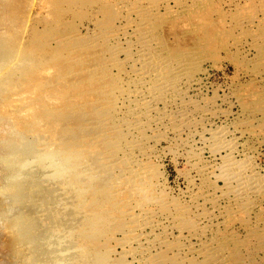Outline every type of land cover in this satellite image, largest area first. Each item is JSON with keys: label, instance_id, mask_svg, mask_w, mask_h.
Masks as SVG:
<instances>
[{"label": "bare ground", "instance_id": "bare-ground-1", "mask_svg": "<svg viewBox=\"0 0 264 264\" xmlns=\"http://www.w3.org/2000/svg\"><path fill=\"white\" fill-rule=\"evenodd\" d=\"M101 1L103 23L95 16L87 38L75 27L46 38V44L41 40V51L44 46L53 51L48 55L52 64L35 58L39 41L29 40L33 46L23 44L18 55L17 38L14 50L0 37V264H186L195 253L218 264V239L202 238L211 216L197 201L205 192L189 201L170 196L155 160L166 133L153 128L179 133L200 124L207 130L202 125L207 113L196 105L190 109L191 99L184 95L198 79L186 60L169 54L158 61L145 50L152 44L145 36L148 24L153 20L157 26L160 7L167 15L176 11L172 5L197 13L201 0H172L171 5L170 0ZM251 18L257 16L235 18L233 26L243 29ZM209 130V152H225H218L220 162H202L199 152H191L199 163L197 173L214 176L206 181L213 194L209 201L218 207L219 178L223 193L231 194L224 196L248 210L264 189L261 175L248 156L236 158L237 141L227 138L224 127ZM192 239L200 241L198 247Z\"/></svg>", "mask_w": 264, "mask_h": 264}, {"label": "rangeland", "instance_id": "rangeland-1", "mask_svg": "<svg viewBox=\"0 0 264 264\" xmlns=\"http://www.w3.org/2000/svg\"><path fill=\"white\" fill-rule=\"evenodd\" d=\"M7 1L2 0L0 2L3 3L0 4V37L5 39L2 41L4 43L7 41L6 44L9 43L12 49L18 44V48H16V50H18L16 53H19L18 55H20L22 51L19 50L21 46L23 47V44L31 47L35 45L36 41L37 43L39 41V44L36 43L39 46L35 45V47L37 49L40 48V50L35 51L40 53L35 56V58L40 57L41 61L46 63V65V61L48 60L49 62L50 60V56H48L49 52L50 54L53 52L52 49H50V46V48L47 46L45 48L44 45L46 44V38L49 40L51 36L54 37L58 34H64L68 30L71 31V28L73 29L75 27H79V32L86 37L91 34L95 27V23L92 20H97L99 17L98 20H101L103 23L104 19V15L100 14V12L102 13L103 11H98L100 10L99 6L103 4L101 0H16L17 3L13 0L9 3ZM246 1L248 3H246ZM199 2L202 3V8L200 7L197 10V13L187 11L184 8L180 9L172 5L173 9L175 8L176 11L174 14L167 15L164 14V11L162 12L163 7H160L158 14H160L161 17L155 19L157 26L153 24V20H150V23L148 24L149 30L145 33L147 39L151 40L152 43L151 46L145 50L149 49L148 51L153 58L158 59V61H161L162 59L165 61L169 59L168 56L170 54L173 57L176 56L179 59L186 60L185 63L187 64V67L192 68L193 75L198 80L193 82L188 89H185L187 91H185L184 95L186 94L185 96L189 97L186 99H191V101L189 100V102H191L189 105L190 109L194 107L193 105H196L198 106V109H203L207 113L202 122L204 128L207 129L206 131L202 130L200 124H197L196 128H192V126L184 127L179 133H173L175 132L173 129L162 128L161 126L153 128V131H156V129L158 130L157 134L161 131H164L161 134L166 133L165 136L163 135L164 137L161 135L158 142L157 157L155 160H158L157 163L159 170L162 171L161 174L166 180L165 186L167 187L165 191L168 190L167 193L170 194V196H177V198L189 201L191 196L197 194L198 191L205 192L203 195H198L199 197L197 201L202 203L203 212L211 213L212 217L210 216L208 218V227L202 238L205 241H211L212 237L213 239H218L217 242L220 244L221 248V254L219 256L221 259L219 258L220 263L218 264H264V189L261 193L253 196V200H256L254 201L256 204L254 205L253 203L251 207L249 205L250 208L248 210L242 208V211L237 205H235L237 208H234L235 206L228 200L231 194L223 193L224 189L226 191V188L224 182L218 178L219 180H215V184L219 185L222 190L220 189L216 193L219 195V203L217 204L219 208H215L213 203L209 201V199L212 200L211 197L213 194L208 191L209 186L207 187L206 185L207 180L213 182L214 176L208 175L210 178H206L199 172L197 173V170H199L197 169V165L199 163L195 160L194 162V158L191 157V152L195 151L196 153L199 152V158L203 160H201L202 162L214 164L219 163L221 159L219 156L223 155L225 152L222 149L218 151L220 155L218 152H216L215 155L212 154L213 152H209L212 151L210 148H213V145L208 129L210 128L209 131H211L212 128L216 129L219 128V126L224 127L228 132L227 138L234 136L230 138L237 141L238 151L234 152L236 158L242 159L241 157L248 156L256 166L258 173L261 175L259 181L264 182V0H201ZM233 2H237L239 6L236 7ZM169 4H173L172 0L169 1ZM57 5L59 9L61 8L60 11H58L59 9L57 8ZM65 7H70V9L68 8V10H65ZM246 7L249 8L247 9ZM44 8H46V10ZM96 8H98L97 11L99 13H95V15L93 12L96 11ZM253 8L255 11H252L254 10ZM43 9L45 12H48L43 14ZM50 9L58 13L52 12ZM84 9L87 10L85 11ZM75 12H78L79 14ZM81 12L83 13L81 14ZM247 12L250 14H247ZM72 13L73 16L76 15L73 17L71 16ZM251 13L255 17L257 16V18H251L250 20L252 21L243 24L245 25L243 29H240L238 26H233V20L235 18L253 16ZM57 14H59V16ZM100 15L103 19H100ZM56 18L59 21L57 23L59 27L56 26ZM62 20L66 22L69 21V23L64 21L63 23ZM71 20H73V22ZM101 21H98V26ZM90 28L92 29L90 30ZM238 31L241 32L239 33ZM37 33L39 36L36 35ZM33 34H35V36L31 37ZM15 38H17V40ZM32 38H35V42ZM15 40L17 41V44L15 43ZM29 40L33 41V45L32 41ZM41 40L45 42V44H43L44 51H41V49L43 50V47L41 46L43 42ZM53 42L54 41H51L50 45L55 46V42ZM7 45L5 50H8L9 52V49H6L9 48ZM57 47L58 46H56V48ZM48 48L49 51L47 52L46 50L45 52V49ZM55 49L53 48V50ZM13 53H15V51H13ZM13 53H11V55ZM32 53L34 54V52ZM9 54L10 53H7V55ZM15 55L16 54L12 56ZM47 56L48 58H46ZM122 57L123 54H120V58ZM43 62L42 64H44ZM52 62H49L48 64H52ZM197 66H199V68H196ZM193 113L194 115L196 114L195 111ZM195 116L198 117V114ZM188 128L191 129L190 133ZM194 129L200 133L202 131L201 138L203 140L198 135L200 133L197 134L196 131L193 132ZM152 130H149L148 134L154 135V132L150 133ZM176 134L180 135L177 136L179 138L172 137L176 136ZM194 146L196 147L193 148ZM190 160H192V162H190ZM214 172L215 174H218L219 170ZM192 177L194 178L192 179ZM262 188H264V186ZM224 195H226L228 199ZM204 197H206L205 200L203 199ZM225 205H227V207ZM228 206H230V208ZM230 209L233 210L230 211ZM239 212L244 213L242 215L241 213L239 214ZM224 236L227 237L225 238ZM192 242L195 246H199L200 241L192 239ZM221 245L223 247L224 245L226 246L224 247V250ZM222 252H224L223 255ZM194 255L195 256L190 259L192 262L189 263L190 261H188L186 264H209L210 259L207 258V260H203L204 258L199 254V256L196 253Z\"/></svg>", "mask_w": 264, "mask_h": 264}]
</instances>
